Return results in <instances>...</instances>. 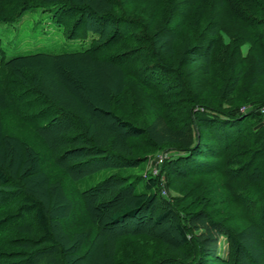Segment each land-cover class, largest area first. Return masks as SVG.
I'll return each instance as SVG.
<instances>
[{"label":"trees","instance_id":"trees-1","mask_svg":"<svg viewBox=\"0 0 264 264\" xmlns=\"http://www.w3.org/2000/svg\"><path fill=\"white\" fill-rule=\"evenodd\" d=\"M37 9L89 42L0 58V118L35 139L0 129V264H264V100L236 97L264 76V0H0V23ZM165 151L166 187L85 186ZM137 237L164 247L119 249Z\"/></svg>","mask_w":264,"mask_h":264},{"label":"rangeland","instance_id":"rangeland-1","mask_svg":"<svg viewBox=\"0 0 264 264\" xmlns=\"http://www.w3.org/2000/svg\"><path fill=\"white\" fill-rule=\"evenodd\" d=\"M89 40H79V39H70L63 36L61 29L55 26L49 19L48 11H40L39 9L33 11H27L18 22L14 24H5L0 23V58L4 57L8 59L9 57L18 55V54H28L33 52H66V51H74L81 48H85L88 46ZM249 73H247L244 77H242L239 91L237 92V98L242 96H249L252 99L264 100V76L261 77L256 84L253 86H248ZM245 93V95H243ZM144 104L145 101H143ZM244 105H251V103H247ZM243 104L238 107V112H240V107L244 106ZM252 106V105H251ZM146 109V108H143ZM139 110V112H143ZM148 113V112H147ZM149 113L146 117H151ZM153 124V121L148 123ZM1 130H5L7 133L8 129H11L12 134H20L23 136L25 140H28L31 143L35 142L32 134L29 131H24L25 128L20 127L18 122L14 119H3L0 118ZM136 142L138 144L143 145L144 142L141 140V137L136 138ZM150 148V147H147ZM171 151V150H169ZM173 152V151H171ZM170 152L165 151L163 153H158L152 157H148V163H142L140 167L126 169V170H112L106 169L99 171L93 177L87 179L85 181V186H89L93 184L96 180L101 179L108 173H118V174H145L147 176L148 173L151 175H159L160 179L163 182V186L166 187V176L165 174L160 173V165L162 162H157L156 157L158 155L163 156V160L167 154ZM148 166V167H147ZM148 168V169H146ZM154 169L156 173H154ZM148 170V171H147ZM15 172V178L18 179L20 176ZM27 172H23L22 175H25ZM141 188V184H138L137 189ZM166 190V188H165ZM166 196L168 195L167 190L165 191ZM164 194V195H165ZM171 237V232H168ZM168 239V238H167ZM163 248L164 246L155 242L154 240H150L147 238H129L121 240L119 244V249L126 250L133 248L138 250L139 252L151 251L152 248ZM88 253V252H87ZM217 254L219 257L226 259L228 257V243L224 236H221L218 240L217 245ZM103 257L101 251L93 250L91 255L86 258L87 260L82 262H73L71 264H97V260H101Z\"/></svg>","mask_w":264,"mask_h":264},{"label":"built area","instance_id":"built-area-1","mask_svg":"<svg viewBox=\"0 0 264 264\" xmlns=\"http://www.w3.org/2000/svg\"><path fill=\"white\" fill-rule=\"evenodd\" d=\"M251 105H244L242 107H240V112H246L247 110H250ZM257 112H259L263 117H264V105L260 106L259 108H257ZM156 161L157 162H162L163 161V156L162 155H158L156 157ZM154 173H156L155 169H154ZM163 194H165V191L162 190Z\"/></svg>","mask_w":264,"mask_h":264}]
</instances>
